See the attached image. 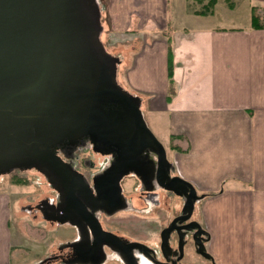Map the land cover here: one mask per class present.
<instances>
[{"label":"crops","instance_id":"crops-1","mask_svg":"<svg viewBox=\"0 0 264 264\" xmlns=\"http://www.w3.org/2000/svg\"><path fill=\"white\" fill-rule=\"evenodd\" d=\"M240 3L203 13L190 0H102L103 31L125 52L123 85L166 136L175 172L204 193L194 218L215 264H264V25L251 23L254 12L264 24V0ZM11 200L2 189L0 264L14 245ZM74 263L94 264L64 261Z\"/></svg>","mask_w":264,"mask_h":264},{"label":"water","instance_id":"water-1","mask_svg":"<svg viewBox=\"0 0 264 264\" xmlns=\"http://www.w3.org/2000/svg\"><path fill=\"white\" fill-rule=\"evenodd\" d=\"M100 29L96 0H0V174L33 167L46 175L60 199L49 206L48 219L81 226L70 216L74 211L84 220L83 236L84 226L91 232V241L84 236L81 260L92 261L88 256L107 245L121 253L125 264H140L131 250L148 247L104 230L86 203L109 213L123 208L120 178L131 171L155 172L161 187L181 196L184 214L174 223L189 218L203 195L183 177L169 175L165 149L145 123L140 98L115 80L119 58L105 49ZM86 141L94 151L112 156L92 177L93 187L57 153L69 156ZM183 228L179 256L186 236L197 253L212 259L205 229L195 220ZM172 229L161 230L162 253L171 249Z\"/></svg>","mask_w":264,"mask_h":264},{"label":"rangeland","instance_id":"rangeland-1","mask_svg":"<svg viewBox=\"0 0 264 264\" xmlns=\"http://www.w3.org/2000/svg\"><path fill=\"white\" fill-rule=\"evenodd\" d=\"M96 1L100 11L101 29L98 34L99 38L107 51L119 58V62L117 63L116 68L115 80L122 88L131 92L127 87L123 85L124 69L122 61L124 59L123 54H125V52H123V50L119 48L118 44H120L121 42L116 38V36L111 35L110 37L109 33H104V21H102V0ZM219 1L221 3H224V0ZM227 1L237 4L239 6L238 11L241 12L242 5L240 3V0L239 2L238 0ZM190 7H192L193 9H202L201 4L198 3V0H190ZM237 20H240V18H238ZM184 22V25L193 24V22L191 20L189 21L187 18L184 20ZM216 22H218V19H213L209 23L211 24ZM126 60L128 64V58H126ZM142 115L148 128L163 145L166 151V156L172 159L173 153L169 150L170 148L168 146V140L166 136L151 127L148 121L149 116L147 114L142 112ZM78 151L79 155L77 156V159L81 162V164L77 165V167L83 172H87L90 175L100 171L102 166L106 164L107 157H109L106 154H104L103 156L102 154L93 151L89 143L84 146L82 150ZM102 157H104V160H102ZM148 157L153 164V161L155 159L154 156ZM84 159L89 161V163L82 164ZM11 177L17 180L21 179L20 183H16L15 179L12 180ZM128 178L132 181V177L128 176V174L124 175L121 180L125 181L123 192H125V195L127 196H132V198L134 199V203H137L136 205L138 207V212H136V214H133L132 212L128 213L125 211H121L118 212L116 216H125L127 214H130L129 216H125V219L128 220L133 218L137 220L138 226H142V230L144 232H146L147 230L151 231L153 227H156L155 233L153 235H150V240L158 241L159 244L160 228L165 223L163 218L167 219L172 216L173 213L180 210V208L182 209V200L180 201L178 197H172V199L167 198L166 195L157 188H155L154 191L159 190V197H148L151 203L145 201V198L147 197L137 199V193L133 192V189L130 186L131 181H129ZM2 189L8 191L12 195L10 206H8L10 215V231L12 232L14 242L10 253V264H29V262L30 264H38V262L45 257H53L58 253L64 254L70 249V244L67 243L68 241L74 239L76 235L73 226L69 224V222L62 223L57 220L48 219L43 213L49 210L46 207L51 206L52 204H57L60 201L58 199V192L55 190L53 184L48 180L43 172H40L35 168H28L24 170L14 169L8 175L0 174V192ZM166 200L170 201L168 205L172 206V209L170 211H168L166 208ZM195 206H197V203L195 204ZM192 216L195 217L194 212H192ZM139 222H141L142 225H140ZM141 232L142 231H139V233ZM80 237L81 234L78 235L75 240H79ZM183 253L184 256L182 258V264H211L208 259L201 256L194 250L193 243L190 237L184 243ZM106 255V260L102 264H121V259H119V257L114 253L106 252ZM73 262H75V260L70 263ZM44 264H64V261H60L58 258H51Z\"/></svg>","mask_w":264,"mask_h":264},{"label":"flooded vegetation","instance_id":"flooded-vegetation-1","mask_svg":"<svg viewBox=\"0 0 264 264\" xmlns=\"http://www.w3.org/2000/svg\"><path fill=\"white\" fill-rule=\"evenodd\" d=\"M87 144H88V142H80V145L75 146L70 151L69 157H68L67 153L64 151H63L64 155H61L62 154L61 151H59L58 153L65 161L68 160L67 162H69L72 169L75 170V172L81 174L89 182L90 186L93 187L92 177L95 174L90 175L87 172H83L82 170H80L77 167V165L81 164V162L77 159V156L79 155L78 150H82L84 148V146H86ZM75 152H76V154H75ZM98 153H100V152H98ZM103 156H104V154H103ZM66 157H68V158H66ZM75 159H77V160H75ZM111 159H112L111 156L107 157V162L105 165L102 166L101 169H103V167H105ZM102 160H104V157H102ZM88 163H89V161L84 159L82 164H88ZM174 173L175 172L172 171V168H171L170 174L173 175ZM128 176L132 177L131 178L132 181L129 178H128V180L131 181L130 186L132 187L133 192L137 193V199L147 197V198H145V201H147L148 203L149 202L151 203V201L148 197H156V198L159 197L158 196L159 190L154 191L155 188L160 189V191L162 193H164L167 198H170V199H172V197H178L179 198V196L175 195L173 192L160 187V185L157 182L155 172L149 171L147 173H142V174L137 173L136 174L135 172L131 171L130 173H128ZM122 178H123V176L120 179V186H121V194H123V198H124L123 205L125 206V208H128V209L118 210L116 212L109 213V212H106L105 210H101L100 208H93L91 203L89 205L86 203L87 208L96 217V220L99 222V224L101 225V227L104 230L112 232L113 234H116L124 242L128 241V242L143 243L148 248H154L155 249L156 253L150 251V249H148V248L147 249L145 248L141 252V251H139L138 248L133 247L131 252L133 253L134 260L136 262H139L140 264H182V258L184 256V253H182V255L179 256L180 251L177 248V241L179 239L178 234L181 232L183 233V231H184L183 227L185 224L192 222L193 220H196V219L193 218V216H191V217H189L187 219H183L181 221L176 220L175 223L172 222L174 218L184 214L181 212L182 211L181 208H180V210L173 213V215L170 216L169 218H167V219L163 218L165 223L160 228V232L163 228H165L167 226L172 227L173 229L169 232V244L171 246V249L169 251L164 250L165 252H163V253L160 252L158 249V246H159L158 243L156 244L155 240H152V241L150 240V235H153L155 232L152 233L151 231L147 230L146 232L142 231L141 233H139L140 229H139V226L137 224V220L132 218V219H129V221L127 222V220L125 219L126 215L125 216H119V215L116 216V214L118 212H121V211H125L128 213L132 212L133 214H136V212H138V207L136 205L137 203H134V199L132 198V196L131 195L127 196V195H125V192H123L125 181H121ZM91 194H93V196H96V192L94 191V189L92 190ZM179 199L181 201V198H179ZM169 202L170 201L166 200V203H165L168 211H170L172 209V206L168 205ZM46 208H49V210H50L49 206ZM145 208H147V207H145ZM70 216H72V218L74 217L72 219L74 221V223L79 222L81 224V226H77L78 224L72 225L73 228L75 229V232H76V235L74 238H76L80 234H81V237L79 238V240H77L76 244H72V246L70 247V249L66 253H64V254L58 253V254L53 256V258H58L59 260H63V261H66V260L68 261V260H71L74 258L81 259V257L84 256V254H82V252L80 251V248L82 247V243L85 244V242H83V240L85 238L84 236L87 235V239L90 241L92 240L91 232L86 226H84L86 233L84 236L82 234V231H83L82 225L84 224V222H83L84 220L82 221L81 217L78 214L75 215L74 211H73V215H70ZM80 221H82V223ZM197 221L199 222V220H197ZM200 225H201V227L204 228V226L201 223H200ZM136 226H138V227H136ZM183 238L188 240V237H186V236L185 237L183 236ZM204 238L207 240V238H208L207 233L204 235ZM88 240L86 243L89 245L90 242H88ZM183 246H184V244H183ZM103 249H104L105 253L106 252L114 253L115 255L120 257V252H118L115 249H110L107 245H103L101 252L99 251L97 254L93 253V256H88V255H86V256L91 257L92 261L97 260L98 258L102 257L101 260H103V261L101 263H99V264H102L106 260V256H107V255L106 256L104 255ZM121 264H125V263H123L121 261Z\"/></svg>","mask_w":264,"mask_h":264},{"label":"trees","instance_id":"trees-1","mask_svg":"<svg viewBox=\"0 0 264 264\" xmlns=\"http://www.w3.org/2000/svg\"><path fill=\"white\" fill-rule=\"evenodd\" d=\"M214 3H215V0H208L207 1V3H205L204 5H203V9H201V12H203V13H207V12H210L211 10H212V7H213V5H214ZM256 20H257V16L254 14V12L252 13V15H251V23H252V25L253 26H259V25H264V24H259V23H257L256 22ZM171 80V71L169 70V81ZM170 147L171 148H174V149H178V147H177V145L176 144H174V143H171V145H170ZM12 178V180H14L15 178H13V177H11ZM20 181H21V179H19V180H17V179H15V182L16 183H20Z\"/></svg>","mask_w":264,"mask_h":264}]
</instances>
